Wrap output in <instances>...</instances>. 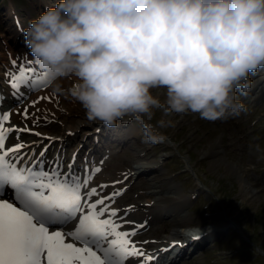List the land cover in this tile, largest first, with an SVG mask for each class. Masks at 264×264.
<instances>
[{"label":"clouds","instance_id":"9594fccd","mask_svg":"<svg viewBox=\"0 0 264 264\" xmlns=\"http://www.w3.org/2000/svg\"><path fill=\"white\" fill-rule=\"evenodd\" d=\"M23 35L51 94L107 127L142 121L143 142L154 146L167 139L157 129L174 126H154L158 111L215 122L246 110L238 94L264 69V0H59ZM183 234L202 236L199 225Z\"/></svg>","mask_w":264,"mask_h":264},{"label":"rangeland","instance_id":"374dc122","mask_svg":"<svg viewBox=\"0 0 264 264\" xmlns=\"http://www.w3.org/2000/svg\"><path fill=\"white\" fill-rule=\"evenodd\" d=\"M37 1L38 7L33 4L34 1L32 2V0H0V54L4 55L0 59V68L6 74L11 71L12 66L13 69H16L12 71L18 75L19 65L26 67L25 59L31 61L32 58L30 49L27 53L22 50L18 51V49H21L22 42H25L24 35L20 36L19 39L13 37L15 41L19 40L17 41L18 46L14 48L10 43H6L4 39L3 34L6 31V26L8 25L14 29L9 18L8 8L15 9L21 16L23 29L25 30L31 20L44 12V6L39 3V0ZM16 52L18 53L16 58L18 64L17 67H14L12 55ZM28 67H34L36 72L43 73L34 62ZM67 80L70 83L69 85L67 83L68 86H63L65 89L70 88L74 83L71 79ZM4 82L6 81L0 80V83L5 84ZM261 86L264 87V84H261ZM261 86H259V93L263 91ZM47 89H51L50 83L46 88L35 90L23 100L21 105L30 102L36 95L44 93V96ZM49 93L51 94V91ZM154 94L160 95L161 99L164 98L163 90H154ZM58 96L63 97L62 100L67 105L73 103L66 96ZM257 96L258 93L255 95L254 93H248L244 97L238 94V99L243 101L246 110L226 121L211 122L201 119L198 114L192 113L162 117V114L158 111L151 121L154 126L161 118L171 119L174 126L157 129L166 135L167 139L164 143L153 146L145 144L141 140L143 142L142 148L151 149L146 150L145 153L161 146L155 155L149 156L146 154L145 157L151 158L142 159L139 158L138 152L133 148H124L121 151L118 149L117 155L115 154L117 152L109 150L110 153L118 156L115 158L110 157L111 154L108 152L106 154L103 165L106 164V160H108L107 164L109 163L110 166L117 164L118 159H121L120 156L126 158L124 162L126 161L127 164L128 159L132 161L131 164L135 167L147 161L149 164H154L152 162L156 161V166H160L159 180L163 182L159 183L169 188H176L175 190L171 189L174 191L170 193V196L179 198L182 201H190L186 214L192 216V221L186 223L184 228L188 229L199 225L200 228L205 229L210 224L216 227H231V230L225 236L212 243L200 255L195 254L185 259L184 264H264V190H262L264 189V103L255 102ZM52 102H54V99L48 101L51 106L54 104ZM62 112L64 113L65 110H62ZM29 113H36L34 107L29 110ZM75 113L82 114L83 120L87 119L84 109L79 104L71 112V114ZM38 117H40L38 123L34 122L32 118L26 120V123L32 129V132H38L41 135H34L32 132H25L21 135L22 138H35L33 142L36 144L35 156L40 154V150L46 143L44 138L41 137L44 133L48 132L47 135L53 136L55 140L63 135L61 130H51L55 124L63 127L62 119L58 120L53 117L49 118L48 121L50 122H46L43 114ZM79 118L76 115L70 116V119L74 121ZM51 123L53 124L50 126ZM123 123V121L117 122L119 126ZM139 124H141L140 128H138ZM70 126L71 124L66 125L63 130L70 129ZM94 127L89 128L93 133ZM129 129H135L133 132L141 136L142 121L137 120L135 123L130 124L128 131H131ZM126 130L124 128V132ZM76 143L73 142L64 148V158L71 155L73 152L72 146ZM8 144L12 145V141L10 143V140H8ZM50 145L51 147L47 149V152L49 150L51 155L57 147V142ZM105 147L101 148L102 151ZM218 151L221 152L218 153ZM99 174L96 177H99ZM101 175H108V170H103ZM96 177L94 182L98 180ZM110 177L112 176L108 178ZM135 179L136 176L132 179L131 184H127L126 181L117 188L126 189L121 199L127 195L128 203L133 198H138L142 193L147 195L152 193L149 185L152 179L151 176L142 175L137 181ZM123 180L125 181V178L119 181L122 182ZM144 182H147V184ZM249 194L253 195V199L250 198ZM139 200L146 201L148 198ZM164 223L166 229L162 234L168 235L172 230V219L165 218Z\"/></svg>","mask_w":264,"mask_h":264},{"label":"snow or ice","instance_id":"6c2138e0","mask_svg":"<svg viewBox=\"0 0 264 264\" xmlns=\"http://www.w3.org/2000/svg\"><path fill=\"white\" fill-rule=\"evenodd\" d=\"M12 64L17 67L18 62ZM18 71V75L9 71L7 76L11 94L21 103L25 99L22 87L31 94L49 83L46 74L34 67L19 65ZM45 99L51 98L41 96L31 107ZM18 114L25 120H40L28 107ZM11 117L10 110L0 111V264H155L154 254L143 247L148 241L138 244L134 240L144 225L125 219L130 209L122 217L121 210L112 207L126 189L102 195L109 185L93 186L106 157L99 165L85 158L75 168L74 154L66 171L59 154L51 162L45 159L47 147L39 157L26 159L23 142L8 145L7 141L13 133L19 141L20 133L32 129L12 125ZM45 121L50 122L47 117ZM126 223L133 227L122 230Z\"/></svg>","mask_w":264,"mask_h":264},{"label":"bare ground","instance_id":"6f19581e","mask_svg":"<svg viewBox=\"0 0 264 264\" xmlns=\"http://www.w3.org/2000/svg\"><path fill=\"white\" fill-rule=\"evenodd\" d=\"M34 1V2H33ZM33 4L38 7V1L37 0H32ZM59 2V0H39V3L41 5H45L46 7H55V5ZM11 8L9 9V13H11ZM44 11V10H43ZM42 14V13H41ZM40 14V15H41ZM3 21V20H2ZM7 28H5L6 31H4V39L6 41V43H10V45L14 48L16 46H18V42L19 40H14L13 37H15L16 39H19L20 35H21V30L18 31L17 28H10V26H6ZM11 37V40H10ZM14 42V43H13ZM23 49L25 50V53H27L29 51L28 47H21V49H18V51H23ZM15 50V49H14ZM24 52V51H23ZM22 52V53H23ZM17 52L12 55V59L16 61L17 58ZM4 56L2 54H0V59L1 57ZM2 62V61H1ZM22 62V61H21ZM31 62H32V58H31ZM7 65V63H5ZM33 64V62H32ZM9 65V64H8ZM11 71L12 70H16L15 68L13 69V67L11 66ZM9 69V70H10ZM253 81V86L249 91V94H257L258 96L255 100V102H263L264 103V87L261 86V84H264V69H261L257 74L253 75L250 77ZM8 76L6 74V72H2L1 68H0V80L3 81H7L4 85L0 86V103H2V109H0V111H8L10 110L12 113V117H11V124L15 125L17 127L23 128L25 126H27L29 128V125L26 123V120L23 118L22 115L18 114V113H22L23 109L25 107H28V110H30L32 101L37 100L39 97L43 96L44 93L40 94V95H36L34 96L30 102L25 103L24 105H21L22 103L18 101L17 97H14L11 93H12V89L10 84L8 83ZM70 81L69 80H64L62 82V86H68ZM259 86H261L263 88V91H261L260 93L258 92L259 90ZM23 88V87H22ZM20 89L21 92H23L25 94V98H27L28 96H30L29 93H27V91L25 89ZM51 91V89H47V93H45L44 97H50L52 100L54 99V103L53 106H51L48 101L50 99H45L40 101L35 107V114H37L36 116H39L40 114H43L44 117H47V120H49V118H53L54 119H62L63 121L61 122L62 126H58L59 124H55V126L51 129V130H61L63 131V135H61V137L58 139L57 142V147L55 148V152H60V158L63 162L67 161V163L69 164V162L72 161V157H73V152L75 150H79L78 153H80V157H79V162H82L84 160V158H81V156L85 153H87L89 156L87 155V157H89V162L90 161H94L97 165H99V162L101 160L102 157H106V154L101 150V148H103V146H106L105 148L108 149V153H110L111 151H114L117 153H115L116 155L118 154V149L121 151L124 148L129 149V148H133L136 150V152H138V156L139 158L142 159H149L151 157H145L144 155H155V153L157 152L158 149L161 148V146H157L155 147L152 151L146 152V150H151V149H147L145 147L142 148L143 146V139L141 138V136L143 135L141 132V136L138 134H136L135 129L128 131V126L132 123H128L129 121L132 120H136V119H132V118H126V121L124 122L125 124H121L120 126L118 124H116V126L114 127H107L105 125H103L102 123L99 122H92V121H88L87 119L83 120L84 117H82V114H71V112L74 110V108H76L78 106V104L76 102H73L72 104H66L62 99L63 97H58L56 98V95L50 94L49 92ZM32 94V93H31ZM16 105V106H15ZM21 105V106H19ZM66 105V106H65ZM15 106V107H14ZM54 107H57L56 109ZM65 107V109H64ZM62 110H65V112L63 113ZM78 113V112H77ZM79 116L80 118L78 120H73L70 119V116ZM129 119V121L127 120ZM85 121V122H83ZM87 122V123H86ZM53 123L49 124L50 126ZM68 124H71V126L69 127L70 129H65L64 127ZM49 125H47V127H49ZM57 125V126H56ZM95 126V127H94ZM91 127H94V133L91 132V130H89V128L91 129ZM141 127V124L138 125V128ZM124 128L127 129L124 132ZM99 130V131H98ZM74 135H68V133L70 132ZM80 132H82L81 134H79ZM25 133V132H23ZM23 133H20V137H19V141H17L14 137H15V133L12 134V136L10 137V143L12 141V145L17 143V142H23L26 147L22 150L23 152L27 153L28 156H26V159L28 157H32V158H36L39 157V155L37 156H33L32 154L35 151L36 148V144L33 143L35 138H30L29 137H25L22 138L23 136H21ZM44 133V132H43ZM46 134V135H45ZM47 133H44V135L42 136L43 138L47 137V138H53V137H49ZM98 140H97V139ZM142 140V141H141ZM48 141H50L48 139ZM46 141V143L48 142ZM54 141V140H53ZM55 142V141H54ZM53 142V143H54ZM76 143L74 146H72V155H70L69 157H67V159L64 158L63 154V150L66 146L71 145L72 143ZM8 144V141H7ZM82 144V145H81ZM84 145V147H82ZM61 146V149H59V147ZM122 147V148H121ZM104 148V149H105ZM109 150H111L109 152ZM221 151H218V153ZM145 153V154H144ZM53 154L52 153L46 157L45 154V159H47L49 162L51 159H53ZM110 157H118L115 156L114 153H110ZM114 154V155H112ZM211 155V154H210ZM77 156V155H76ZM121 159H118L119 162H117V164L115 165H111L108 163L106 160V164L102 165V171L103 170H108V175L104 176L101 175V172L99 174V177H96L98 180L96 182L93 183V186H97L100 184H107L109 185L108 188H106L103 192L102 195H108L109 193H111L112 191H114L115 189L119 188V185L122 186L123 183H125L127 181V184H131V181L133 178L136 179L135 181H137V179L139 177H141L142 175L145 176H151L152 179L150 180V187L152 189V193L149 195L142 193L140 194V196L136 199L133 198L132 201H130L129 203L127 202L128 198L127 195L124 196L121 199V196H119L115 203L112 205L113 208L116 209H120V216H124L125 215V210H128V214L125 217V219L127 221H131V222H135V225H141L143 224L144 227L142 229H138V235L134 237V240L136 242H138V244H143L144 241H148V243L146 245H143L144 249L152 254L155 252H159L162 248H167L169 246L170 243L174 242L175 240H180L183 241L181 244L185 243V253H188L190 251H195L196 255H200L201 252L207 248L210 247V245L212 243H214L215 241H217L218 239L222 238L223 236H225L226 233H228L231 230V227H226V226H218V228L216 226H213V224H210L209 227L203 229H201L202 232V236L201 239L197 240V241H191L189 239H187L185 237V235L183 234L184 230H187L186 228H184L186 223H189L192 221V216L189 215L187 216V209H188V205L190 204L189 200H180L179 198L176 197H171L170 193L173 192L176 188H169L164 184H160L159 182L163 183L161 180H159L160 178V166H156L157 162H152L154 164H149V162L147 161L146 163H141L138 166H133L131 163L132 161H130L129 159L127 160L128 165L126 163V161L124 162V160L126 159L123 156H120ZM69 158V159H68ZM78 158V156H77ZM99 158V159H97ZM162 162V161H161ZM23 163V161L21 162ZM79 164L78 162L75 163L74 167L75 168H79ZM67 170V168H65V171ZM125 174L127 176V179H125V181L122 183L115 185L116 187H113V182L115 181H119L125 178ZM109 176H112L110 178H108ZM134 181V182H135ZM147 184V182H144ZM134 184V183H132ZM144 185V184H143ZM120 186V187H121ZM170 186V185H169ZM174 189V190H171ZM170 190V191H169ZM264 190V189H262ZM262 193V192H261ZM250 198L253 199V195L249 194ZM149 196V197H148ZM126 198V199H125ZM142 198H148V200L146 201H140L139 199ZM126 203V204H125ZM131 207V208H129ZM165 218H169L172 219V230L171 233L168 235H163L162 233H164L165 229H166V225L164 223V219ZM133 227V225L131 224H125L124 228L122 230H130ZM192 228V227H189ZM188 228V229H189ZM183 249V248H182ZM182 252V254H183ZM177 254V253H176ZM203 254V253H202ZM186 255V254H185ZM171 257V256H169ZM173 260L177 261V263L175 264H184L185 261V256L179 257V258H172ZM170 260L169 262H167L166 260L163 259V262L159 263V264H172L171 259H167ZM130 262H132V264H135V261H128V264H130ZM157 264V263H155ZM174 264V263H173ZM186 264V263H185Z\"/></svg>","mask_w":264,"mask_h":264}]
</instances>
